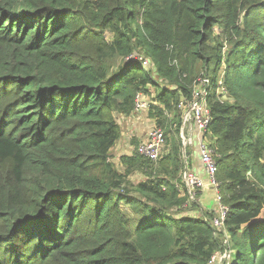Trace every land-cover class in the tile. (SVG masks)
Here are the masks:
<instances>
[{"label": "trees", "instance_id": "trees-1", "mask_svg": "<svg viewBox=\"0 0 264 264\" xmlns=\"http://www.w3.org/2000/svg\"><path fill=\"white\" fill-rule=\"evenodd\" d=\"M199 78L222 221L182 182ZM140 95L164 146L116 160ZM219 254L264 264V0H0V264Z\"/></svg>", "mask_w": 264, "mask_h": 264}, {"label": "built area", "instance_id": "built-area-1", "mask_svg": "<svg viewBox=\"0 0 264 264\" xmlns=\"http://www.w3.org/2000/svg\"><path fill=\"white\" fill-rule=\"evenodd\" d=\"M207 85L208 84L206 79L199 78L195 86L194 99L188 104H183V102L179 103V107L182 108L184 111L182 117L180 135H181L183 156L185 158L186 147L191 144V139L185 134L186 124L192 122L198 127L199 130H201L202 135L197 141V144L199 146L200 159L203 164L205 173L208 176L209 183L216 188V183L214 180V176L216 172L215 162L212 158L211 150L209 149V147L207 146L204 140V132L207 128V124L210 119L209 110L205 102V97L208 91ZM139 106L140 103L138 97L135 109H137ZM163 146H164V133L160 128L153 126V128L148 132L146 141L143 143H139L137 149L141 154L147 156L152 160H155L158 158L159 154L161 153ZM182 182L184 186L187 188L188 193L190 194L191 197L195 195L196 190L203 188L205 185L201 177L187 170V168H184L182 174ZM216 199L218 202L217 209L220 215V220L222 221L225 216V213L227 212V207L221 204L220 196L218 193H216ZM223 256L226 255L224 254ZM214 260L215 258L210 262V264H213Z\"/></svg>", "mask_w": 264, "mask_h": 264}, {"label": "crops", "instance_id": "crops-1", "mask_svg": "<svg viewBox=\"0 0 264 264\" xmlns=\"http://www.w3.org/2000/svg\"><path fill=\"white\" fill-rule=\"evenodd\" d=\"M149 102V96L140 95V106L130 116L119 118L121 138L112 149L114 159L118 160L119 157L130 154L134 148V142L137 141L139 144L146 141L148 132L154 126L153 119L148 116ZM185 134L191 139V144L185 151V159L189 161V166L186 168L201 177L205 184L203 188L196 190V201L203 210H216L218 207L216 188L209 183L197 146V141L202 135L201 130L190 122L185 126Z\"/></svg>", "mask_w": 264, "mask_h": 264}, {"label": "rangeland", "instance_id": "rangeland-1", "mask_svg": "<svg viewBox=\"0 0 264 264\" xmlns=\"http://www.w3.org/2000/svg\"><path fill=\"white\" fill-rule=\"evenodd\" d=\"M198 146V144H197ZM189 147V145L187 146ZM198 151H199V146H198ZM187 189V188H186ZM195 192V191H194ZM226 256H223L221 254L218 255V257L215 259L214 263L213 264H225L227 263L228 261H230V256L229 254H225Z\"/></svg>", "mask_w": 264, "mask_h": 264}]
</instances>
